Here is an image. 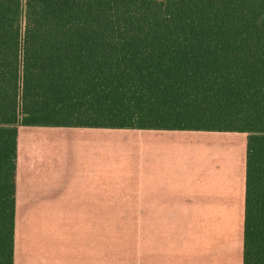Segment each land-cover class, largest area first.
Returning <instances> with one entry per match:
<instances>
[{"label": "trees", "instance_id": "16d2710c", "mask_svg": "<svg viewBox=\"0 0 264 264\" xmlns=\"http://www.w3.org/2000/svg\"><path fill=\"white\" fill-rule=\"evenodd\" d=\"M18 126L247 134L243 264H264V0H0V264Z\"/></svg>", "mask_w": 264, "mask_h": 264}, {"label": "crops", "instance_id": "0c3cea01", "mask_svg": "<svg viewBox=\"0 0 264 264\" xmlns=\"http://www.w3.org/2000/svg\"><path fill=\"white\" fill-rule=\"evenodd\" d=\"M247 147L237 131L18 126L13 264H243ZM101 205H138L120 209L163 221L165 242H69ZM178 221L194 242H173Z\"/></svg>", "mask_w": 264, "mask_h": 264}, {"label": "rangeland", "instance_id": "374dc122", "mask_svg": "<svg viewBox=\"0 0 264 264\" xmlns=\"http://www.w3.org/2000/svg\"><path fill=\"white\" fill-rule=\"evenodd\" d=\"M109 205H101V218L98 220L76 221V231L71 233V225L68 226L69 242L98 243L101 247L113 245H138L146 242L164 241L163 221H142L132 218L138 215L131 210L138 205H110V211L106 212ZM190 221H178V229L173 242H194L195 235L189 224ZM191 223V222H190ZM71 234L73 236H71Z\"/></svg>", "mask_w": 264, "mask_h": 264}]
</instances>
